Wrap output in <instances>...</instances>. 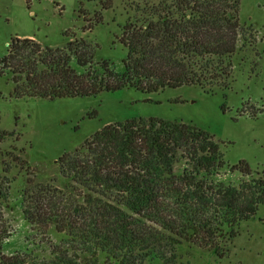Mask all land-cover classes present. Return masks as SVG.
<instances>
[{"label":"trees","instance_id":"trees-1","mask_svg":"<svg viewBox=\"0 0 264 264\" xmlns=\"http://www.w3.org/2000/svg\"><path fill=\"white\" fill-rule=\"evenodd\" d=\"M241 2H132L121 38L128 51L124 71L108 60L95 63L93 43L73 34L64 47L13 39L0 57V76L11 75L17 97L43 99L127 87L148 93L183 85L228 89L234 57L247 39ZM93 26L90 21L83 31ZM73 60L86 70L79 73ZM14 134L0 130L2 139ZM58 164V176L43 178L22 156L0 149V264H191L183 260L184 247L222 258L241 223L264 203V172L245 161L230 166L213 134L179 121L108 124ZM226 168L242 174L237 185L218 179ZM20 175L19 200L35 248L9 254L5 212L15 209L11 195Z\"/></svg>","mask_w":264,"mask_h":264},{"label":"rangeland","instance_id":"rangeland-1","mask_svg":"<svg viewBox=\"0 0 264 264\" xmlns=\"http://www.w3.org/2000/svg\"><path fill=\"white\" fill-rule=\"evenodd\" d=\"M108 1L0 0V57L15 38L64 47L76 34L93 43L95 63L108 60L116 71H124L128 51L121 40L123 29L133 15L131 3L140 0H112L104 8ZM99 15L102 21L97 23ZM240 19L248 29L247 39L241 40V51L234 57L228 89L210 92L183 85L148 93L127 87L92 96L43 99L17 97L11 75H1L0 130L15 134L0 138V149L22 156L43 178H50L59 175L60 156L80 147L106 125L158 118L209 131L221 143L230 166L245 161L254 172H264V0H242ZM90 21L93 29L84 32ZM72 65L79 73L86 70L74 60ZM17 173L15 168L13 174ZM241 177L239 171L226 168L218 179L237 185ZM24 181L20 175L13 184L15 209L5 212L11 225L5 242L9 254L35 248L19 200ZM53 238L60 239L57 234ZM181 253L191 264H264V203L253 218L241 223L224 257L197 247H184Z\"/></svg>","mask_w":264,"mask_h":264}]
</instances>
